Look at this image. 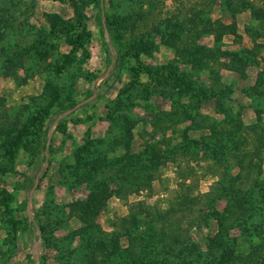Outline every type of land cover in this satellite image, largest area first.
Here are the masks:
<instances>
[{
    "label": "rangeland",
    "instance_id": "obj_1",
    "mask_svg": "<svg viewBox=\"0 0 264 264\" xmlns=\"http://www.w3.org/2000/svg\"><path fill=\"white\" fill-rule=\"evenodd\" d=\"M0 39V264H264V0H0Z\"/></svg>",
    "mask_w": 264,
    "mask_h": 264
},
{
    "label": "trees",
    "instance_id": "obj_2",
    "mask_svg": "<svg viewBox=\"0 0 264 264\" xmlns=\"http://www.w3.org/2000/svg\"><path fill=\"white\" fill-rule=\"evenodd\" d=\"M96 5H97V7L99 8V17L101 18L102 16H103V9H102V7H101V2L100 1H97L96 2ZM1 40V39H0ZM0 50L1 51H3L2 50V48H0ZM114 58H116V55H114ZM189 88H191L193 91L195 90L194 88H193V86H189ZM74 105L75 104H73L72 106H71V109H73V107H74ZM48 127H45V129L43 130V132H42V135H41V140H40V149H41V152H42V159H41V161H45V156H46V153H45V143H46V135H47V132H48ZM130 157V156H129ZM237 163V167H240V168H242V165H241V161L239 160V161H237L236 162ZM124 177V176H123ZM119 179H122V178H119ZM124 180L125 179H127V178H123ZM235 180H236V178H233V183L235 182ZM233 185V184H232ZM232 187V186H231ZM236 193L237 192H241V189L240 188H237L236 190ZM115 193H118L119 195H120V193H119V191H117V192H115ZM93 196V195H92ZM90 197L89 198V203H91L92 202V200L94 199V196L93 197ZM100 198V199H99ZM236 198V197H235ZM98 199H99V201L96 203V205H102L103 206V204H104V196L103 197H101V195L99 194L98 195ZM95 202V201H94ZM241 203H243V200L242 201H239V199H234V200H232V202L228 205V211H230L231 213H234V210L237 208V207H240V205H241ZM88 204V203H87ZM134 215V214H133ZM133 215H131V216H133Z\"/></svg>",
    "mask_w": 264,
    "mask_h": 264
},
{
    "label": "crops",
    "instance_id": "obj_3",
    "mask_svg": "<svg viewBox=\"0 0 264 264\" xmlns=\"http://www.w3.org/2000/svg\"><path fill=\"white\" fill-rule=\"evenodd\" d=\"M114 196H115V195H114ZM116 198L121 199L120 196L118 197L117 195H116Z\"/></svg>",
    "mask_w": 264,
    "mask_h": 264
}]
</instances>
